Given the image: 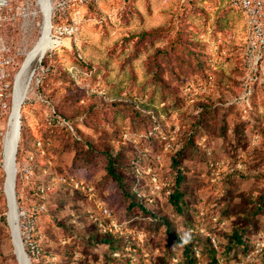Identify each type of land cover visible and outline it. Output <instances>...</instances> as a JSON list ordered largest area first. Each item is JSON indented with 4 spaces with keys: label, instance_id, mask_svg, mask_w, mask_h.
<instances>
[{
    "label": "rangeland",
    "instance_id": "rangeland-1",
    "mask_svg": "<svg viewBox=\"0 0 264 264\" xmlns=\"http://www.w3.org/2000/svg\"><path fill=\"white\" fill-rule=\"evenodd\" d=\"M16 4L22 17L3 33L14 62L0 83V264H18L6 219L3 138L15 75L44 20L39 0ZM249 31L227 0H116L87 6L71 44L33 61L20 111L15 194L20 228L21 214L41 200L34 191L51 192L35 220L45 254L39 264L102 263V249L87 245L90 227L67 225L71 214L86 210L70 179L86 173L99 182L111 208L127 214V199L105 171L109 152L123 179L138 169L135 186L146 188L144 198L175 229L185 231L191 223L215 236L219 264H264V251L253 253L264 238V49L249 46ZM88 143L95 155L90 162L83 156ZM177 168L185 195L181 214L167 201ZM234 231L250 241L249 251L231 247L227 236ZM155 246L161 254L154 264H169L177 246L161 232L146 245ZM209 252L203 249V263ZM249 253L252 262L246 261Z\"/></svg>",
    "mask_w": 264,
    "mask_h": 264
},
{
    "label": "built area",
    "instance_id": "built-area-1",
    "mask_svg": "<svg viewBox=\"0 0 264 264\" xmlns=\"http://www.w3.org/2000/svg\"><path fill=\"white\" fill-rule=\"evenodd\" d=\"M229 6L242 13L249 27V46L252 49L261 47L264 49V0H227ZM116 0H50V34L53 41L62 43L64 40H71L79 33L85 17V9L89 5L101 6L102 4H114ZM22 9L16 4V0H0V83L4 82L10 75L6 72V67L11 66L14 59L10 55L9 48L3 41V33L6 29L18 22L22 17ZM220 43V41H219ZM60 47L67 48L64 45ZM18 73V72H17ZM16 73V74H17ZM31 79V77H29ZM252 94V85L244 86V98L249 99ZM5 95L4 89L0 86V100ZM1 118V113H0ZM9 119V118H8ZM2 135V134H0ZM3 137V136H2ZM150 179L157 187V176L151 174ZM73 190L80 191L87 199L91 208L88 209L89 219L97 223L102 233L117 235L132 239L135 244L127 242L121 250L113 252L115 259L126 257L125 264H150L151 257L158 251H147L144 249V234L131 230L125 222L117 220L108 205L97 195L94 185L87 183L83 179L71 178ZM65 182V181H64ZM145 197V195H142ZM152 199H148L149 203ZM19 215V214H18ZM21 226L19 228L24 248L34 261H37L41 254V249L36 240L35 220L29 214H21ZM224 224V223H222ZM188 234H202L208 238L212 246L217 249L218 242L215 236H212L201 225H194L187 229ZM260 240L262 243L260 244ZM254 243L253 253H262L264 251V238ZM194 256L197 260L201 258L200 248L193 249ZM253 253L247 255L246 261L254 260ZM171 264H178L177 258L171 259Z\"/></svg>",
    "mask_w": 264,
    "mask_h": 264
},
{
    "label": "trees",
    "instance_id": "trees-1",
    "mask_svg": "<svg viewBox=\"0 0 264 264\" xmlns=\"http://www.w3.org/2000/svg\"><path fill=\"white\" fill-rule=\"evenodd\" d=\"M71 44V42H70ZM138 113V112H137ZM139 114V113H138ZM86 151L84 152L83 156H88L90 160H94V152L92 149V145L88 143L86 144ZM19 152V150H18ZM17 152V154H18ZM94 155V156H93ZM106 157V166L105 171L106 174L112 176L117 184L119 189L121 190V193L124 198L127 199V206H126V212L127 214L123 217H120L121 214L116 213L111 206L108 204L106 199L101 195V191L99 189V182L93 178V176L88 175L87 173L82 176L79 175V179L85 180L87 183L94 185L98 197H100L109 207V209L113 212L117 220L120 222H125L127 226H130L133 224L135 226V231L141 232L144 234V249L147 251H150L151 249L147 248L146 245L149 244V242H153L155 239V236L161 232L162 235L166 236L167 241L173 242L176 247V252L173 253L168 261L169 264H171L172 258L178 259V264H182L185 262V264H219V258L217 254V249H215L212 244L209 242L208 238H206L202 234H188L187 229L189 227L194 226L195 224H189L186 227L185 231L177 230L175 229L170 221H168L167 218H165L163 215L159 213V211H154L152 205L148 203V200L142 197V191H144L146 188H137L135 186L136 181L138 179V169L133 166V170L130 173V177H127L128 179H123V176H120L117 174L114 170V165L116 162V156L112 155V153H104ZM178 157H175L172 161L174 167H178ZM18 159V156H17ZM16 159V160H17ZM84 159V157H83ZM87 159H85V162H88ZM90 169L92 167V163L90 164ZM88 165V168H89ZM135 168V169H134ZM85 169H87V166H85ZM90 172V171H89ZM183 179L181 176V170L180 168H177V174L174 176V182L172 185L171 194L167 196V201L171 207V209L174 210L176 214H181L184 212V192L181 188V183ZM75 194L81 197L84 205L86 206L85 211H80L75 214H71L69 219V225L67 227L74 228L76 230L82 229L85 230L86 227H90L91 231L85 235L87 245L89 247H100L102 249V263L101 264H125L126 257L122 256L119 260L115 259L113 257V252L121 250L123 246L126 245L127 242H130L132 244H135V241L132 239H126L125 237H120L117 235L112 234H105L100 231L98 228L97 223L93 222L91 219H89L88 209L91 208V205L89 202H87L86 197L77 190H72ZM35 195L38 196L41 200L39 203L35 204L31 209L29 215L32 217H35L39 213H42V210L40 209V205H42L40 202H43L42 199H45L46 196H49L51 193L50 190H47L43 193H41L38 189L34 191ZM39 200V199H37ZM0 220L4 221V218L0 216ZM148 224L152 230H146L143 225ZM82 225V226H81ZM161 225V230L159 226ZM139 226V227H138ZM79 227V228H78ZM144 227V228H143ZM138 228V230H136ZM37 226L35 224V233H36ZM77 235V231L75 232ZM228 243L231 245V247L235 248H241L243 251H249L248 249L249 240L246 239V237L243 236V233L240 232V234H237L235 231L230 233L227 236ZM219 242V241H218ZM219 246V243H218ZM195 247L200 248L201 251V258L197 260L194 256L193 249ZM235 248L231 249L234 250ZM41 249V247H40ZM158 249V254L153 255L151 257V263L154 264L156 262V258L161 254V248L155 246V248L151 251H155ZM203 249H205L206 253L209 252V259L205 263H203ZM166 253V251H165ZM165 256V254H164ZM45 258V254L43 253L41 249V254L38 257L37 261H34L38 263L42 262V260ZM165 257H163V263L165 262ZM263 259H264V252H263ZM39 262V263H40ZM38 263V264H39ZM89 264V263H88Z\"/></svg>",
    "mask_w": 264,
    "mask_h": 264
},
{
    "label": "bare ground",
    "instance_id": "bare-ground-1",
    "mask_svg": "<svg viewBox=\"0 0 264 264\" xmlns=\"http://www.w3.org/2000/svg\"><path fill=\"white\" fill-rule=\"evenodd\" d=\"M39 4L41 6L42 14L44 17L42 34L35 46L26 54V58L22 64V67L15 75L14 90L12 97V109L8 119L9 123L8 128L6 130V135L3 139V151L5 157H7V165L9 163L8 157H11L16 139V130L18 125V106L21 101L23 102L26 99L27 94L30 90L31 79H29L30 75H28L30 66L32 65L35 59L40 58L42 55L44 56L46 51L57 49L61 45L65 46L66 43L69 41L64 40L62 41V43H57L53 41L50 34V27L47 22L50 6L48 5L47 0H39ZM7 191L9 192L8 186Z\"/></svg>",
    "mask_w": 264,
    "mask_h": 264
},
{
    "label": "water",
    "instance_id": "water-1",
    "mask_svg": "<svg viewBox=\"0 0 264 264\" xmlns=\"http://www.w3.org/2000/svg\"><path fill=\"white\" fill-rule=\"evenodd\" d=\"M48 5L50 6V0H47ZM51 9V7H50ZM48 25L50 27V10L48 12V18H47ZM43 57V55L39 58L40 59ZM22 101L18 106V125H17V130H16V139H15V144L14 148L11 154V157H8V165L7 163V157H5L4 151L2 155V160H3V169L5 172V182H4V194L6 197L7 201V207H8V213H7V223L10 229V234H11V241L13 245V250L14 254L17 260L18 264H31V259L28 256L22 239L20 235V230H19V215H18V206H17V200H16V194H15V179H16V153H17V148H18V143L20 139V111L22 107ZM9 121V120H8ZM9 123V122H8ZM6 135V133H5ZM5 137V136H4ZM4 139V138H3ZM7 186L9 188V192L7 191Z\"/></svg>",
    "mask_w": 264,
    "mask_h": 264
}]
</instances>
